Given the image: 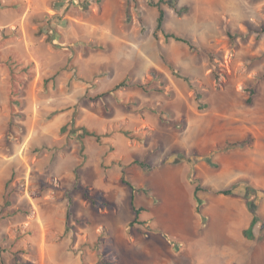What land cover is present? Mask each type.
<instances>
[{
    "label": "rangeland",
    "instance_id": "1",
    "mask_svg": "<svg viewBox=\"0 0 264 264\" xmlns=\"http://www.w3.org/2000/svg\"><path fill=\"white\" fill-rule=\"evenodd\" d=\"M178 4L164 29L199 50L156 37L148 0H0V264H225L247 192L264 234V0ZM192 170L208 189L200 237ZM123 173L151 191L134 227Z\"/></svg>",
    "mask_w": 264,
    "mask_h": 264
},
{
    "label": "trees",
    "instance_id": "2",
    "mask_svg": "<svg viewBox=\"0 0 264 264\" xmlns=\"http://www.w3.org/2000/svg\"><path fill=\"white\" fill-rule=\"evenodd\" d=\"M127 1V4L130 5L131 3L135 2L136 3V0H126ZM148 5L151 6V7H154V8H157L158 10V19H157V26H156V29H155V36L158 37V34L159 33H162L165 35L166 39H173L177 42H182V43H185L187 44L192 50H199V48L188 38L186 37H183V36H180L176 33H167L164 29V24H165V20H166V16H167V11L166 9L164 8V6L168 5V6H171L174 11L176 12V14H178L179 16H182L184 14H187L189 12V7H179V4H178V0H148ZM54 33H51L50 37H51V42L54 44V45H58V40H57V36H53ZM230 39L232 42H234V36L231 34V33H228ZM153 76H155L158 80V78L160 80L161 77L159 75H157L156 71L153 72ZM162 85H165V82H161ZM128 86L127 85V81H122L120 82L119 84H117L115 87H114V90L117 91L123 87H126ZM140 88H142L143 90L145 91H148L146 87L142 86V85H138ZM153 90H159L157 87H152ZM254 94V93H253ZM248 103H252V98H249L248 99ZM73 132L76 133L77 130L79 129H75L74 125H73ZM82 130V134L80 135V138L82 139L84 136H88L90 135L89 132L84 129V128H80ZM126 134L134 139V136L131 134V132H126ZM98 139H101L98 137ZM83 140V139H82ZM144 143V142H143ZM252 143V139L251 138H246L244 139L243 141H239V142H228L226 143V145L224 147H217L216 151H219V152H227L229 150H232V149H236V148H246L248 146H250ZM84 150V146L81 147V152ZM210 158H211V155H206V156H203V157H200L196 160V162H201L203 160H206L208 163H211L210 161ZM138 164H140L141 166H146L145 163H142V162H137ZM190 181L196 185L195 186V189H194V200L196 202V212L198 214H200L202 216V220H203V224H202V227L204 228L206 226V222H207V217L205 215H203V211H202V206H203V200L202 198L199 196V194L201 192H205V191H208V189H206L205 187H203L200 183V179L198 177H196V174H195V171L192 170V174L190 176ZM79 182H80V176L78 174V170L76 171V178H75V189H79ZM122 183L129 187L130 191H131V206L133 208V211L135 212V218L132 220V222H130V227H134L135 224H141V214L145 211V209L143 207H139L137 206V194L139 192H142L144 194H147V195H150V189L147 188V187H143V188H138L136 185H134L131 181L127 180L125 178V173L122 174ZM235 189L234 188H231V189H226V190H221V191H218L217 194H222V195H225V196H230V195H233L235 193L234 191ZM83 192H84V197L87 199V200H90V201H93V202H98L97 205H107V203L102 199V198H99L98 201H96V199L89 195V192L86 190V189H83ZM72 190H69V189H65V195L68 199V205H69V210H68V213H67V226H68V220H69V217L71 215V209H72V206H73V197H72ZM242 196L247 199V207H248V210L249 212L252 214V221H251V224L249 226L248 229L244 230V234L245 236H249L248 234L249 233H253L254 231V228L256 227V225L260 222V217H259V214H258V210H259V204H260V201L262 200L261 197L259 196H256L254 197V200L250 201L249 198L252 197V193H242ZM253 237V235H251ZM250 236V237H251ZM107 264H114L112 262H108Z\"/></svg>",
    "mask_w": 264,
    "mask_h": 264
},
{
    "label": "crops",
    "instance_id": "3",
    "mask_svg": "<svg viewBox=\"0 0 264 264\" xmlns=\"http://www.w3.org/2000/svg\"><path fill=\"white\" fill-rule=\"evenodd\" d=\"M211 199L213 198L211 197ZM231 201L233 203V205L231 206V210L236 215L234 220L240 224V228H239L240 230L234 237L230 238L229 244H227V249H228V251L226 252L227 262H225V264H264V234L261 235L254 228L253 237L251 236L252 237L251 239L248 238L249 236L246 237L244 234V230L249 228L252 221V215L250 214L247 208V204L242 198L234 197V199L231 198ZM140 207H143L146 210L144 206H140ZM195 210H196V205H195ZM202 211H203V215H206L204 205ZM261 212L264 215L263 205L261 208ZM143 213L141 214V218H140L141 221L146 220V218L145 219L143 218ZM198 215H196L194 219L196 220L195 232H196V236L200 237L198 233L199 232L202 233L204 229L201 230L202 228L201 226L203 224L202 216L200 214ZM147 225H150L154 228L153 224L147 223ZM160 240H161L160 242L162 241L165 242L162 238ZM183 241L187 244V240H183ZM165 245L169 247L168 246L169 244L167 242H165ZM150 252L152 253L154 251L150 250Z\"/></svg>",
    "mask_w": 264,
    "mask_h": 264
}]
</instances>
